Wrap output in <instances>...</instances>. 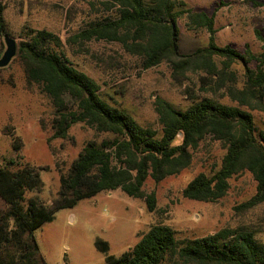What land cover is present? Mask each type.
I'll return each instance as SVG.
<instances>
[{
    "label": "trees",
    "instance_id": "trees-1",
    "mask_svg": "<svg viewBox=\"0 0 264 264\" xmlns=\"http://www.w3.org/2000/svg\"><path fill=\"white\" fill-rule=\"evenodd\" d=\"M99 2L110 13L73 34V42H117L124 52L137 57L141 69L166 62L177 81L187 71H202L203 82L207 78L220 81L224 75L232 74L234 63L240 62L246 80L241 96H235L239 105L202 96L194 98L185 109H178L156 96L154 110L159 128L142 126L102 98L97 82L70 61L59 36L46 29H26L25 38L18 43L17 58L27 82L38 85L54 108L48 140L66 138L69 128L78 122L108 136L89 140L82 147L67 170L59 174V188L49 205L36 197L25 198L26 191L42 190L39 172L43 167L13 159L0 166V264H47L35 231L52 221L59 209L72 208L100 192L120 189L129 197L144 198L148 211H153L155 194L144 191L146 179L157 183L189 166L192 151L206 136L225 145L220 166L210 175L196 174L182 189L183 197L217 201L225 195L229 179L247 170L256 188L242 207L264 202V131L256 126L251 113L241 108L251 101L264 106V44L258 55L247 44L244 53L230 45H216L214 16L203 10L177 9L184 6L182 0ZM4 8L0 0L3 34ZM183 14H187V26L208 31L206 47L180 52L177 21ZM251 61L255 62L254 71L248 66ZM227 90L232 94L234 85H227ZM178 136L180 142L174 143ZM12 145L18 150L21 143L13 138ZM95 246L105 254L104 264H264V239H256L250 231L229 228L179 240L169 226L155 224L119 256L107 254V241L97 239Z\"/></svg>",
    "mask_w": 264,
    "mask_h": 264
},
{
    "label": "rangeland",
    "instance_id": "rangeland-1",
    "mask_svg": "<svg viewBox=\"0 0 264 264\" xmlns=\"http://www.w3.org/2000/svg\"><path fill=\"white\" fill-rule=\"evenodd\" d=\"M177 9L203 10L214 16V42L230 45L244 53L245 44L258 55L264 44V0H182ZM5 33L0 32V57L6 45L3 36L17 43L25 38L28 28L46 29L63 42V49L74 66L93 78L102 98L131 115L140 125L158 129L154 99L160 96L175 108L185 109L196 97H212L229 105H239L235 96L244 90L245 69L234 63L222 80H200L202 71H187L180 81L171 76L166 62L141 69L137 57L123 51L117 42L88 41L76 43L72 35L97 17L108 14L99 0H2ZM113 8L112 10H115ZM111 10V11H112ZM187 14L178 18L179 49L190 53L206 47L209 33L204 27L187 26ZM18 52V49H17ZM218 62L219 60L216 59ZM255 70V62L249 63ZM233 84L232 94L227 85ZM264 104V92L262 96ZM256 126L264 131V106L249 105ZM54 108L38 85L29 84L16 55L0 67V166L13 159L38 167L43 182L41 191L25 192V198L36 197L46 205L56 197L59 174L65 172L82 147L92 139L107 134L97 133L78 122L66 138L48 140L52 134ZM13 138L21 143L13 148ZM180 136L174 143H179ZM225 152L223 142L206 136L192 151L189 166L177 174L155 183L147 178L146 193L154 192L156 205L148 211L144 198H132L120 189L100 192L80 200L72 208L59 209L53 220L42 224L34 233L39 250L47 264H104L105 254L95 241L108 242L107 254L119 256L130 250L140 237L155 224L169 226L175 237L192 239L212 234L222 228L245 230L258 240L264 239V202L242 207L255 192L256 182L247 171L232 176L224 196L206 202L183 197L182 189L199 172L210 175L220 166Z\"/></svg>",
    "mask_w": 264,
    "mask_h": 264
},
{
    "label": "water",
    "instance_id": "water-1",
    "mask_svg": "<svg viewBox=\"0 0 264 264\" xmlns=\"http://www.w3.org/2000/svg\"><path fill=\"white\" fill-rule=\"evenodd\" d=\"M3 39L6 45V49L0 57V67L6 66L10 62V60L16 55L18 49L17 43L13 37L5 34L3 36Z\"/></svg>",
    "mask_w": 264,
    "mask_h": 264
}]
</instances>
